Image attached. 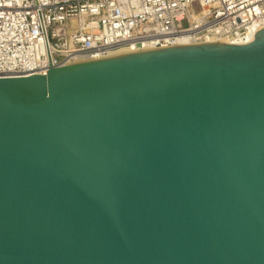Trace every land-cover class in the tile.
Here are the masks:
<instances>
[{"label": "water", "instance_id": "obj_1", "mask_svg": "<svg viewBox=\"0 0 264 264\" xmlns=\"http://www.w3.org/2000/svg\"><path fill=\"white\" fill-rule=\"evenodd\" d=\"M0 264H264V28L0 77Z\"/></svg>", "mask_w": 264, "mask_h": 264}, {"label": "built area", "instance_id": "obj_2", "mask_svg": "<svg viewBox=\"0 0 264 264\" xmlns=\"http://www.w3.org/2000/svg\"><path fill=\"white\" fill-rule=\"evenodd\" d=\"M264 28V0H0V77L45 72L178 37L245 45Z\"/></svg>", "mask_w": 264, "mask_h": 264}, {"label": "bare ground", "instance_id": "obj_3", "mask_svg": "<svg viewBox=\"0 0 264 264\" xmlns=\"http://www.w3.org/2000/svg\"><path fill=\"white\" fill-rule=\"evenodd\" d=\"M210 44V43H218V44H227L226 42H223V41H220V42H214V41H209V42H207V44ZM184 45H193V44H191V43H188L187 41H186V38L185 37H178V39H177V41H176V43H175V45L174 46H184ZM143 51H145V50H143ZM136 51H134V52H132V51H130V50H120V51H118V52H116V53H113V54H111V55H109L108 57H112V56H117V55H123V54H129V53H135ZM137 52H140V51H137ZM107 58V57H106ZM86 61V60H85ZM85 61H83V60H79V61H77V62H85ZM87 61H92V60H87ZM77 62H75V63H77Z\"/></svg>", "mask_w": 264, "mask_h": 264}]
</instances>
